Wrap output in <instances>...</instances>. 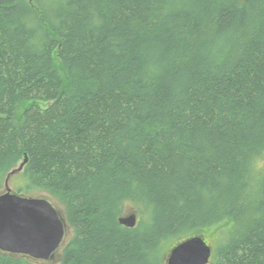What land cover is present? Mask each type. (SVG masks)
Returning <instances> with one entry per match:
<instances>
[{
  "label": "trees",
  "instance_id": "16d2710c",
  "mask_svg": "<svg viewBox=\"0 0 264 264\" xmlns=\"http://www.w3.org/2000/svg\"><path fill=\"white\" fill-rule=\"evenodd\" d=\"M26 158L75 231L59 264H167L194 235L264 264V0H0L1 189Z\"/></svg>",
  "mask_w": 264,
  "mask_h": 264
},
{
  "label": "water",
  "instance_id": "95a60500",
  "mask_svg": "<svg viewBox=\"0 0 264 264\" xmlns=\"http://www.w3.org/2000/svg\"><path fill=\"white\" fill-rule=\"evenodd\" d=\"M27 158L6 176L5 190L0 193V250L28 256L35 261L55 257L67 231L65 218L51 200L31 197L9 187L12 175L23 170ZM119 221L126 227L137 225L136 211L124 214ZM213 247L203 235L180 241L167 256V264H209Z\"/></svg>",
  "mask_w": 264,
  "mask_h": 264
},
{
  "label": "rangeland",
  "instance_id": "374dc122",
  "mask_svg": "<svg viewBox=\"0 0 264 264\" xmlns=\"http://www.w3.org/2000/svg\"><path fill=\"white\" fill-rule=\"evenodd\" d=\"M22 174H23L22 171H20L18 173H15L14 175H12L11 178H10V181H9V187L15 192H19V189L22 187V188L25 189V191H23L22 193L27 195V196H31V197H45V198L51 200V202L57 207L59 212L65 218V221L67 223V231H66L65 240L63 242V246L59 249V251L56 253L54 258H52L50 260H46V261H36V262H38L40 264H59L60 261L62 260L63 247L68 243V241L75 234L73 226L70 225L69 222H68L66 207L57 197H55L54 195H52L48 191H45V190L40 189V188H33V189H30V190L26 189V187H25L26 186V179H25V177ZM4 190H5V187L3 185L2 189L0 188V193L3 192ZM125 208L126 209H125V213L124 214H129V213L135 211L134 207L132 205L128 204V203L125 205Z\"/></svg>",
  "mask_w": 264,
  "mask_h": 264
},
{
  "label": "bare ground",
  "instance_id": "6f19581e",
  "mask_svg": "<svg viewBox=\"0 0 264 264\" xmlns=\"http://www.w3.org/2000/svg\"><path fill=\"white\" fill-rule=\"evenodd\" d=\"M211 259H212V258H211ZM210 263H211V261H210ZM210 263H209V264H210Z\"/></svg>",
  "mask_w": 264,
  "mask_h": 264
}]
</instances>
